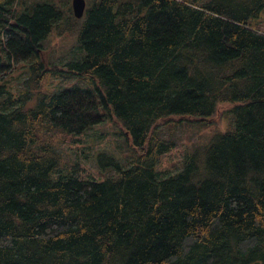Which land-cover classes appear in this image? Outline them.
I'll return each mask as SVG.
<instances>
[{"label":"trees","instance_id":"obj_1","mask_svg":"<svg viewBox=\"0 0 264 264\" xmlns=\"http://www.w3.org/2000/svg\"><path fill=\"white\" fill-rule=\"evenodd\" d=\"M86 1L78 19L55 0H0V264H264V0ZM66 29L80 59L51 70L89 86L42 92L44 42ZM222 103L230 126L158 170L176 145L159 127L208 122ZM105 116L134 163L108 158L119 175L103 181L59 172L50 131Z\"/></svg>","mask_w":264,"mask_h":264},{"label":"rangeland","instance_id":"obj_2","mask_svg":"<svg viewBox=\"0 0 264 264\" xmlns=\"http://www.w3.org/2000/svg\"><path fill=\"white\" fill-rule=\"evenodd\" d=\"M61 7L70 6L72 0H55ZM264 28V18L260 22ZM80 48L75 32L72 30L57 31L45 40L41 58L43 59L49 74L44 76L40 83L42 92H53L63 87L77 85L89 86L88 80L77 76H67L64 72L51 70L53 64H61L69 60L80 59ZM28 64L24 63L14 69L8 80V90L14 97L28 89L26 82L30 78L31 71ZM31 89V88H30ZM5 97H1L4 99ZM27 107L34 106L36 99L31 98L23 101ZM231 104L218 105L216 112L206 121L195 118H184L176 124L160 126L158 136L171 138L176 145L173 149L160 156L157 169L168 174H175L183 167L185 153L199 143H206L218 131L225 130L231 124L228 113ZM207 123V124H204ZM59 131H50L56 134L54 145L62 155V164L58 168L61 173L69 169L78 178L86 180L103 181L109 177L118 176L117 168L107 165L108 158L119 162L122 169L134 163L137 156L131 142L121 128L105 116L103 121L94 125L91 129L81 134L68 133L63 135ZM53 177H57L56 172Z\"/></svg>","mask_w":264,"mask_h":264},{"label":"water","instance_id":"obj_3","mask_svg":"<svg viewBox=\"0 0 264 264\" xmlns=\"http://www.w3.org/2000/svg\"><path fill=\"white\" fill-rule=\"evenodd\" d=\"M87 8V1L86 0H72V11L73 15L80 19L84 16L85 11ZM257 264V263H253Z\"/></svg>","mask_w":264,"mask_h":264}]
</instances>
